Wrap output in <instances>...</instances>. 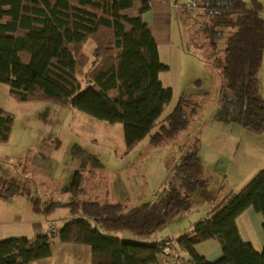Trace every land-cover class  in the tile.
Instances as JSON below:
<instances>
[{"label": "trees", "instance_id": "obj_1", "mask_svg": "<svg viewBox=\"0 0 264 264\" xmlns=\"http://www.w3.org/2000/svg\"><path fill=\"white\" fill-rule=\"evenodd\" d=\"M192 3V2H191ZM138 4L137 11L127 10ZM193 5V4H192ZM202 19L198 32L206 39L212 66L220 72L215 117L256 134L264 132V99L258 73L264 65V12L257 0H200L192 6ZM150 0H0V83L18 102L45 101L71 106L109 125L123 126L125 152L143 139L152 148L172 143L198 118L205 94L181 92L171 111V88L159 74L167 69L143 13ZM94 44V65L85 74L78 62L83 45ZM85 76L86 87L80 77ZM14 117L0 108V143L9 140ZM201 131L193 135L170 169L163 194L134 205L82 199L40 201L28 197L32 209L50 215L65 206L69 218L57 230L33 238L0 239V264H27L48 257L51 241L89 245L92 264H156L165 243L141 242L103 234L129 231L146 237L172 217L189 211L195 196L211 204L177 239L193 264H264V246L257 252L242 240L237 217L251 207L262 217L264 234V169L237 192L207 188L199 156ZM79 152V150H76ZM82 156V155H80ZM97 166L100 161L94 156ZM0 197L17 193L14 177L3 178ZM79 192L84 193L80 188ZM221 244L220 259L209 262L195 253L197 241Z\"/></svg>", "mask_w": 264, "mask_h": 264}, {"label": "rangeland", "instance_id": "obj_2", "mask_svg": "<svg viewBox=\"0 0 264 264\" xmlns=\"http://www.w3.org/2000/svg\"><path fill=\"white\" fill-rule=\"evenodd\" d=\"M173 1L177 5L172 11V24L177 31L178 42L173 48H159L160 61L171 68L162 71L159 77L164 87H172L174 95L162 116L171 111L179 92L189 95L202 93L205 96L200 99L197 111L201 121L191 124L170 146L168 144L162 148H152L147 144V139H144L126 153L122 124L111 126L104 120L50 100L18 102L9 93L8 86L0 83V108L14 117L9 140L0 143V189L3 178L14 177L17 181L15 194L26 200L34 197L43 202H70L83 198L131 206L138 199L144 201L160 197L161 181L170 176V169L178 157L177 149L185 147L196 130L202 128L203 131L207 127L203 144L212 146L208 139L213 125L218 124L216 122L225 126L231 124L217 120L213 112L222 77L212 66L206 39L197 30L198 24L203 21L195 9L191 10L200 0ZM179 34L182 39H179ZM92 48L93 42L88 40L78 59L84 74L94 65ZM84 54H88L90 58ZM258 77L261 93L264 95L263 70L259 71ZM80 81L82 87H86L84 75L80 77ZM172 81L175 87L171 84ZM221 135L228 137L223 133ZM241 148L242 146L229 164L235 162ZM244 153L248 155V148ZM91 156L99 159L102 165L97 166L90 159ZM82 187L85 193L80 196L78 189ZM164 187L163 184L161 189ZM155 195L157 196L154 197ZM28 202L31 204L29 199ZM64 216L70 217L68 209H60L57 216L48 217L53 220V217L56 219ZM50 230L54 228L51 227ZM259 231L262 234L260 227ZM249 233L253 236L251 230ZM253 237L257 243L256 236Z\"/></svg>", "mask_w": 264, "mask_h": 264}, {"label": "crops", "instance_id": "obj_3", "mask_svg": "<svg viewBox=\"0 0 264 264\" xmlns=\"http://www.w3.org/2000/svg\"><path fill=\"white\" fill-rule=\"evenodd\" d=\"M244 1L248 4V6H250L251 0ZM257 1L261 4L264 12V0ZM175 5H177V3L173 0H150V9L143 13V20L148 25L158 46L159 57V48L161 46L173 48L178 42V37L176 35L177 31L174 29V24H172V11ZM137 8L138 4H135V6L128 9L127 12L134 13L137 11ZM179 39H182L181 34H179ZM84 55L89 57L88 54ZM166 66L167 69L165 71L171 69L169 65ZM261 70H263L264 73V65L261 66L259 71ZM160 80L163 84L161 78ZM171 84L175 87V83L173 81ZM166 88H171L174 95L172 87ZM259 92L261 97L264 99V95L261 93L260 85ZM215 108L216 105L214 106L213 112H215ZM200 121L201 116L199 115L197 120L194 122L199 123ZM216 123L218 124L213 125L208 139V142H211V147H207L203 144L205 143L204 137L206 135L205 132L207 127H204L203 131L201 130L202 128H199L194 133L195 135L199 132V130L201 131L199 156L204 165V177L207 188L214 193H216L221 186L225 192H237L240 191L254 177V175L264 169V132L262 134H256L242 128L238 124L231 123L230 125L228 124L229 126H225L219 122ZM234 131H236V134H233ZM185 132H183V134ZM222 133L228 137H224V135H221ZM183 134H181L172 143L177 141ZM172 143H170L169 146ZM240 146H242V148L238 158L234 163L232 162L229 164L231 160H234ZM184 148L185 147H181V149H177L179 153L178 157L175 159L176 161ZM247 148L248 155H245L244 152ZM100 165H102V162H100ZM165 180L166 179L161 181V186L164 184ZM161 186L159 188V194H163V188L161 189ZM82 189H84V187H82ZM78 193L80 196H83L85 189L82 194L78 189ZM156 196L157 195L154 197ZM138 201L143 200L138 199ZM194 201L195 205L189 211L172 217L163 227L150 236L137 238L129 231L107 232L99 227L98 229L105 235L121 239H134L141 242L159 243L164 240H170V246H168L167 249H162L157 255L156 264H169L170 260L175 255L190 259L189 255L179 248L177 239L184 233H190L192 231V223L199 218L204 217L211 209V204L201 199L199 195L195 196ZM62 202L65 203L64 201ZM60 209L64 210L68 208L65 206L57 207L50 215L42 217L40 216L41 213L33 211L32 205L29 204L28 199L26 200L22 196L15 194L8 199L0 197V239L16 237L33 238L40 233H47L51 231V227L57 230L66 222L68 217L64 216L63 218L59 217L56 219L53 217V220H51L48 216H57ZM236 225L242 240L250 243L257 252H261L263 249L261 246H264L261 215L253 208L249 207L237 217ZM259 227L261 228L262 234L259 231ZM249 230L252 231L253 236H256V240L258 241L257 243L255 239H253L254 237L249 233ZM258 233L259 236H257ZM193 248L196 254L209 262H214L222 256L221 244L215 238L197 241L193 245ZM27 264H92V250L89 245L63 243L60 241L59 235L56 234L51 241V254L48 257L38 259Z\"/></svg>", "mask_w": 264, "mask_h": 264}, {"label": "built area", "instance_id": "obj_4", "mask_svg": "<svg viewBox=\"0 0 264 264\" xmlns=\"http://www.w3.org/2000/svg\"><path fill=\"white\" fill-rule=\"evenodd\" d=\"M170 246V243H165L164 249ZM169 264H193L189 259L175 255L169 262Z\"/></svg>", "mask_w": 264, "mask_h": 264}]
</instances>
